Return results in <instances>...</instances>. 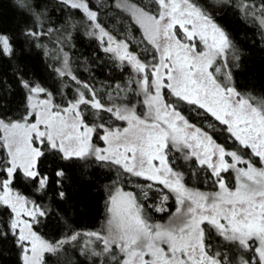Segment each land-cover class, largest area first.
Wrapping results in <instances>:
<instances>
[{"label":"snow or ice","instance_id":"snow-or-ice-1","mask_svg":"<svg viewBox=\"0 0 264 264\" xmlns=\"http://www.w3.org/2000/svg\"><path fill=\"white\" fill-rule=\"evenodd\" d=\"M60 3L82 14L86 35L97 37L121 70H132L127 90L142 99L104 102L93 85L71 73L67 53L55 71L79 87L66 103L57 102L51 91L18 69L26 89L25 110L15 118L0 113V210L7 215L0 239L12 238L20 264H47L46 254L59 253L81 235L88 237L81 253L99 264H264V101L254 103L233 83L232 61L239 57L226 29L193 0H151L149 5L112 0L109 6L128 13L141 32L133 47L127 37L117 39L100 22L103 0L96 7L90 0ZM243 7L246 16L264 27V0ZM26 34L41 35L31 30ZM0 54L15 55L4 34ZM115 90L124 91L120 84ZM112 95L108 93L109 100ZM140 103L143 112L137 110ZM184 105L205 120L211 117L207 129L215 132L219 126L227 133L226 142L191 123ZM49 155L61 161L94 159L115 170L101 231L56 240L38 231L51 211L40 202L50 185L41 167ZM178 155L214 178L218 191L187 187L183 171L175 168ZM229 172L234 173L232 187L223 175ZM125 174L152 182L142 193L145 200L155 185L162 186L158 212L167 211L168 193L174 196L176 206L167 224L151 222L138 196L118 186ZM54 175L63 178L65 171L59 168ZM17 185H31L32 195L22 194ZM58 195L65 198L63 191ZM213 231L239 250L238 262L227 250L214 248Z\"/></svg>","mask_w":264,"mask_h":264},{"label":"trees","instance_id":"trees-1","mask_svg":"<svg viewBox=\"0 0 264 264\" xmlns=\"http://www.w3.org/2000/svg\"><path fill=\"white\" fill-rule=\"evenodd\" d=\"M90 2L92 7H96L101 0ZM135 2L151 4V0ZM193 2L226 29L232 39L239 58L232 61V53H229L228 58L234 64L231 71L237 90L253 97L254 103L264 101V30L258 21L245 15L243 7L245 3L259 5L260 0ZM103 3L100 22L118 39L127 37L135 47L139 43L141 32L132 23L128 13L110 7L112 0H103ZM86 23L81 13L68 8L60 0H0V34L9 37L15 51V55L11 57L0 54V113H7L15 118L25 110L26 90L20 84L18 69L26 79L38 81L51 91L57 102L66 103L75 96L79 86L69 76L60 77L55 71L63 62L65 53L68 55L71 73L79 80L93 85L104 102L122 104L140 100V97L127 90V82L134 78L132 70L126 66L121 70L112 55L105 53L94 37L86 35ZM49 29L52 31L49 32ZM29 30L41 35H27ZM116 84H120L124 91L117 92ZM108 93L113 94L111 100ZM182 107L183 114L191 123L205 128L217 142H226L227 133L219 126L215 132L207 129L206 125L212 120L211 117L205 120L187 105ZM137 110L144 111L142 103L137 104ZM101 115L106 116L104 113ZM114 123L123 125L120 121ZM227 144L231 146L232 141H227ZM41 167L49 175L50 185L40 202L49 206L51 211L38 231L50 240L62 239L73 233L101 231L105 227L109 193L114 189L115 170L100 166L94 159L61 161L51 155L43 160ZM59 168L65 171L63 178L54 175ZM175 168L183 171L186 186L204 191L217 189L213 183L214 178L206 175L194 161H185L178 155ZM223 175L232 187L233 173ZM58 179L61 181L59 185ZM150 183L152 182L143 178L125 174L120 178L118 186L138 196L139 202L145 204L146 215L151 217V222H163L174 212L175 199L168 193L169 199L164 204L167 211H156L155 206L161 202L159 189L162 186L155 185L145 200L142 193L148 191L145 186ZM17 190L24 195L33 193L31 185H17ZM60 191L65 193L64 199L59 197ZM163 191L167 193V189ZM6 219V212L0 210V227ZM211 242L214 248L227 250L230 258L239 261V250L219 238L214 231ZM250 255L251 253L246 254ZM46 261L47 264H99L96 258L83 255L77 242L64 245L57 254H46ZM0 264H20L19 249L15 247L11 237L0 239Z\"/></svg>","mask_w":264,"mask_h":264},{"label":"rangeland","instance_id":"rangeland-1","mask_svg":"<svg viewBox=\"0 0 264 264\" xmlns=\"http://www.w3.org/2000/svg\"><path fill=\"white\" fill-rule=\"evenodd\" d=\"M261 27H262V26H261ZM262 28H263V30H264V27H262ZM94 38L99 42V40H98L97 37H94ZM117 39H118V38H117ZM99 45H100V48L103 50L102 45L100 44V42H99ZM60 67H62V63H61V65H60ZM58 68H59V67H58ZM133 76H134V73H133ZM25 90H26V89H25ZM140 99H142V97H140ZM233 176H234V173H233ZM187 187H188V186H187ZM189 188H192V189H195V190H199V189H196V188H193V187H189ZM112 191H114V189H113ZM124 191H127V190H124ZM200 191H204V190H200ZM214 191H218V187H217V189L214 190ZM205 192H212V191H205ZM108 215H109V214H108V211H107L106 221H107ZM171 218H172V216H170L167 220H165V221H163V222H153V223L167 224ZM106 221H105V226H106ZM87 232H90V231H87ZM79 233L83 234V233H86V232H79ZM87 240H88V237H86V236H84V235H81V236L78 238V240L75 241V242L78 243V245H79V247H80V249H81V248L84 246V244H85V242H86ZM95 245H96V246H101L99 242H95Z\"/></svg>","mask_w":264,"mask_h":264}]
</instances>
